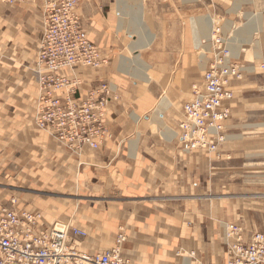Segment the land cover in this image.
<instances>
[{"label":"crops","instance_id":"obj_1","mask_svg":"<svg viewBox=\"0 0 264 264\" xmlns=\"http://www.w3.org/2000/svg\"><path fill=\"white\" fill-rule=\"evenodd\" d=\"M54 1L0 0V184L10 186L9 197L0 190V211H40L47 227L72 220L87 232L72 240L85 253L108 250L124 230L123 256L132 264H227L225 224L240 225L246 239L264 234V0H165L162 14L146 0H80L89 38L110 64L83 71L77 96L110 82L117 97L106 117L110 138L81 153L34 123L36 60ZM210 6L226 17L233 55L249 70L234 84L220 157L188 155L178 142L184 105L208 68ZM188 20L204 65L191 88ZM153 47L161 50L147 57L154 66L139 56ZM126 49L137 57L118 55ZM151 69L162 88L133 80L149 83ZM254 76L261 81L253 84Z\"/></svg>","mask_w":264,"mask_h":264},{"label":"built area","instance_id":"obj_2","mask_svg":"<svg viewBox=\"0 0 264 264\" xmlns=\"http://www.w3.org/2000/svg\"><path fill=\"white\" fill-rule=\"evenodd\" d=\"M11 2V1H9ZM45 29L36 60L38 104L35 126L72 153L85 148L97 151L110 138L107 113L117 97L110 82L99 84L78 97L80 74L99 72L110 58L90 40L80 14V0H56L48 6ZM264 16V12H263ZM208 68L203 82L192 87L184 105L178 142L188 155L221 156L226 121L235 98L234 84L244 80L248 68L235 59L232 36L223 21H214L210 33ZM264 72V63L260 65ZM43 214L24 208L0 211V264H132L123 256L128 236L121 230L108 250L85 253L73 245V237L87 232L69 221L47 227ZM227 264H264V234L248 239L236 223L225 224Z\"/></svg>","mask_w":264,"mask_h":264},{"label":"rangeland","instance_id":"obj_3","mask_svg":"<svg viewBox=\"0 0 264 264\" xmlns=\"http://www.w3.org/2000/svg\"><path fill=\"white\" fill-rule=\"evenodd\" d=\"M147 1V3H149V5H150V7H151V9H153L154 11H155V13L156 14H162V9H163V7H164V5L165 4H167V2H165V0H146ZM211 7V9H210V11H209V14H210V17L212 18V19H214L215 21H223V23H224V21L226 20V17L224 16V15H217V14H219V12H217V9H216V7L214 8V6H210ZM222 13V12H221ZM173 15V14H172ZM159 18V17H158ZM145 20L146 21H151L152 20V18L149 16V17H147V16H145ZM195 20V19H194ZM189 21L190 20H188V23H187V25H188V37H187V42H188V52H187V57H188V61H190L191 59H190V56H192V58L194 59V62H192V64L193 65H191L190 63H189V65H188V69H189V71L191 72V76H190V78H189V80L187 81V83H188V87L189 88H191L195 83H199V81H200V79H198V78H200V70L203 68L204 69V65L203 66H201V64L198 62V60H197V53L195 52V49L193 48V45H192V36H191V33H190V23H189ZM149 25H150V23H148ZM151 24H152V22H151ZM151 26V25H150ZM131 37V39L132 40H134V41H136V40H138V38H137V36H135V35H133V36H130ZM159 51H161L160 49H157V48H149L148 50H143L142 52H140L139 53V56L141 55V58H142V60L147 64V65H152L150 62H148V58L147 57H151V59H153L154 60V58H155V56L156 57H158V52ZM124 55V56H128L129 58H133V57H137V55H138V53H136V54H134L131 50H129V49H126L123 53H119L118 55ZM168 56H169V53H168ZM147 58V59H146ZM158 59V58H157ZM172 60L174 61V59L172 58ZM197 62V63H196ZM152 66H154V65H152ZM156 66H158V65H156ZM258 69H259V71L260 72H262L261 71V69H260V66H258ZM195 71H198V78H197V75H196V73H195ZM149 75L151 76V81L149 82V83H147L146 81L144 82V80H142L141 78H140V76H138L137 74H134L132 77H134L135 79H133L135 82H137V83H141V84H145V85H147V86H150V87H154V88H162V85H163V82H160V80H158V77H156V75H155V73L152 71V69L151 70H149ZM255 77V80H253L252 81V83L253 84H256V83H258V82H260L261 81V79L262 78H260V76H254ZM123 78H126V79H129L130 78V76L128 75H123ZM174 82H172V84H173ZM168 85H167V87L169 86V84H170V82H168L167 83ZM182 84H183V82H182ZM236 91V90H235ZM235 95H236V92H235ZM47 134V133H46ZM10 186H6V185H4V182L3 183H1L0 184V190L2 191V196H3V194L4 193H6V194H8V197H9V195H10V192H9V190L7 191L5 188H9ZM20 191L21 192H23V191H25V189H23V188H20ZM20 191L18 192V193H20ZM17 193V194H18ZM17 194H15V193H12L11 194V200L14 198V196L15 195H17ZM15 198H16V196H15ZM18 198V197H17ZM9 200V199H8ZM58 221H60V220H58Z\"/></svg>","mask_w":264,"mask_h":264},{"label":"bare ground","instance_id":"obj_4","mask_svg":"<svg viewBox=\"0 0 264 264\" xmlns=\"http://www.w3.org/2000/svg\"><path fill=\"white\" fill-rule=\"evenodd\" d=\"M213 20H214V19L211 18V26H212V24H213ZM214 21H215V20H214ZM209 38H210V37H209ZM207 41H209V44H210V39H208ZM210 47H211V45H208V44L206 43V48L204 49L203 54L207 53L208 50L210 49ZM36 72H37V68H36ZM38 77H39V75H38ZM225 133H226V132H225ZM226 138H227V135H226Z\"/></svg>","mask_w":264,"mask_h":264}]
</instances>
